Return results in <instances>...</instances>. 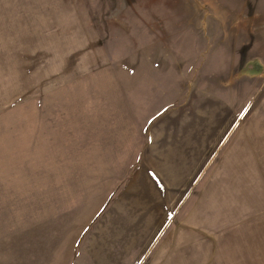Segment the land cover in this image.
I'll return each mask as SVG.
<instances>
[{
	"label": "rangeland",
	"instance_id": "1",
	"mask_svg": "<svg viewBox=\"0 0 264 264\" xmlns=\"http://www.w3.org/2000/svg\"><path fill=\"white\" fill-rule=\"evenodd\" d=\"M0 264H264V0H0Z\"/></svg>",
	"mask_w": 264,
	"mask_h": 264
},
{
	"label": "crops",
	"instance_id": "2",
	"mask_svg": "<svg viewBox=\"0 0 264 264\" xmlns=\"http://www.w3.org/2000/svg\"><path fill=\"white\" fill-rule=\"evenodd\" d=\"M249 165H250V164H249ZM253 166H255V163L253 164ZM253 168H254V167H253ZM248 170H249V169H248ZM248 170H247V171H248Z\"/></svg>",
	"mask_w": 264,
	"mask_h": 264
}]
</instances>
